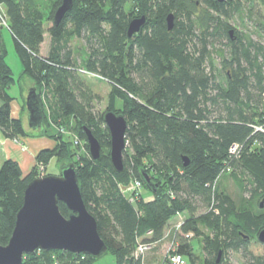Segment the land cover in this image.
<instances>
[{"label": "trees", "instance_id": "trees-1", "mask_svg": "<svg viewBox=\"0 0 264 264\" xmlns=\"http://www.w3.org/2000/svg\"><path fill=\"white\" fill-rule=\"evenodd\" d=\"M60 3L0 0V28L5 21L23 75L38 92L49 87L55 98L48 106L50 118L41 100L46 128L37 133L54 138L56 146L40 151L36 160L45 165L52 157L59 164L75 162L84 202L96 217L115 264H144L143 256L135 255L138 242L161 239L169 220L183 211L189 217L176 235L177 252L188 255L193 264L199 256L189 233L199 238L205 256L202 264H228L230 250L241 253V264H264V254L249 248L264 228L261 201L254 205L255 199H264V129H258L264 128V64L259 61L264 58V44L230 21L237 15L246 24L256 5L264 7V0H74L63 21L49 27L54 50L43 57L45 23L53 22ZM170 13L175 22L171 30ZM142 15L145 24L130 38V21ZM257 28L264 36L263 20ZM76 37L86 40V58L80 62L68 45ZM219 43L227 49L217 50ZM211 52L218 53L225 70L221 83L213 73ZM5 57L0 30V129L4 137L14 139L27 135V130L22 118L12 117L14 97L8 90L15 78ZM80 69L112 84L108 110L127 119L122 173L111 165V135L104 112H93L95 95ZM68 116L86 140L83 127L92 129L102 146L100 159L80 157L72 139L59 131L48 132L52 123L59 125ZM236 142L242 145L238 157L229 152ZM184 157L189 159L187 166ZM228 166L235 184L251 195L239 203L215 185ZM130 173L146 188L144 174L152 178V200L138 199L135 205L120 192L117 182L129 181ZM37 177L35 167L23 176L16 159L0 163L1 244H8L24 190ZM58 203L68 216L65 203ZM96 259L52 249L27 255L22 264H95Z\"/></svg>", "mask_w": 264, "mask_h": 264}, {"label": "water", "instance_id": "water-1", "mask_svg": "<svg viewBox=\"0 0 264 264\" xmlns=\"http://www.w3.org/2000/svg\"><path fill=\"white\" fill-rule=\"evenodd\" d=\"M73 2L74 0H61L53 13V24L59 25L63 21L65 14L73 8ZM145 20V15L132 19L127 35L131 38L133 34L139 32ZM167 22L171 30L175 23L174 13L167 16ZM27 95L28 126L34 131L42 132L46 128L41 105L42 94L34 84ZM104 124L111 135L109 153L111 165L117 172L122 173L126 170L124 152L128 146L127 119L124 114L108 110L104 112ZM83 130L87 136L91 158L100 159L102 146L99 139L88 126L85 125ZM188 164L189 159L184 157L183 165ZM59 166V174L38 176L28 182L10 240L6 245L0 243V264H22L25 256L41 250H67L72 253L89 254L94 258L107 253L109 245L99 234L96 217L89 212L84 202L75 162L60 163ZM143 178L147 186L154 189L152 178L147 174H144ZM58 202L65 203L69 211L68 216L62 214ZM260 206L264 207L263 202ZM257 239L264 243V228L258 233ZM220 256L221 251L219 258Z\"/></svg>", "mask_w": 264, "mask_h": 264}, {"label": "rangeland", "instance_id": "rangeland-1", "mask_svg": "<svg viewBox=\"0 0 264 264\" xmlns=\"http://www.w3.org/2000/svg\"><path fill=\"white\" fill-rule=\"evenodd\" d=\"M44 3L47 4V2H49V0H42ZM45 6V10H46ZM253 18L251 20H247L246 24H244L243 22H241V19H239V16L235 15L234 18L230 19L231 23L237 27L238 29H242L244 30L247 34H250L251 38H253V40L260 42L262 45L264 44V36L263 33L257 28V23H259V21L261 22L262 20L264 21V7L260 6V5H256L253 9ZM3 27L0 28L1 33H2V41H3V49L5 52V60L6 62L9 63V66L12 68V71L14 73V78L15 81L12 83V86L9 88V93L10 95H12L14 97V99H16V101L23 103L22 104V110H24V107L26 106V99H27V94L30 90V88L34 85V83H32L31 79L25 75H23L22 71H23V64L20 61V57L18 52L15 50V43L11 34V31L9 29H7L6 26V22L3 21V23L1 24ZM53 25L52 21H48L45 23V28H46V32H45V41L43 42V45L41 46V55L44 56H49L52 51L54 50V44H53V39L51 38V35L49 33V27ZM225 42V40H224ZM71 49L74 50V56L75 59H79V62L82 60H85L86 58V40L80 37H76L73 38L69 41V44ZM218 48H226V45L224 43H219ZM211 54H213V58H214V63L216 64V69L214 70V74L218 75L217 81L219 83H221L224 80L225 77V70L221 69V64L220 63V57H218V53L216 52H211ZM260 62H262L264 64V58L259 59ZM80 73L83 76V80L86 82V84L88 85V87L90 88L91 92L94 93L95 97L92 100V110L93 112L101 115L103 114V112L108 111V105H109V96L111 94V89H112V84L104 79L103 77H101V75H97L91 72H85L84 70L80 69ZM210 71V68H207V72ZM45 88L43 89H39L40 94H42V101H43V105H44V113L46 116H48L49 113V109L48 106L49 104H54L55 103V98L54 95L51 91V89L49 87L44 86ZM45 97H47L45 99ZM46 100V102H45ZM117 106L121 107L122 106V101L118 100L117 101ZM23 113H25L23 111ZM23 124H24V128H26L27 130V135H29V137L32 136H36V135H42L45 138H49L52 141H54V138L42 133V134H38L37 131H34L31 129V127H29V123H28V118L27 115L26 117L23 116ZM49 117V116H48ZM20 118V117H19ZM50 118V117H49ZM62 121H60L59 125L52 123L49 127H51V130H48V132L52 133H56L57 131H59L61 134L68 136L70 139L73 140V142L75 140H78L79 143L75 144V147L77 148V154L81 157V155H90V151H89V147L88 142L86 140V138L84 136H82L79 133V129L78 126L76 125L75 119L72 116H68V118H63L60 119ZM61 124V125H60ZM56 131V132H55ZM2 133V132H1ZM3 136V135H2ZM7 138V137H6ZM2 140V139H1ZM15 140V143H17L18 148L21 147L22 150H26L28 149L27 147L29 146L26 142L24 143L22 140L19 139V136H17L16 138L12 139ZM5 141V140H4ZM128 144V142H127ZM56 146V145H55ZM54 146V147H55ZM53 147V148H54ZM18 148L13 151L12 149H9L7 147L6 149V145L5 143L0 146V163L2 161V158L5 156L4 154H6L7 151L11 150L13 153L12 155H14L17 159L19 158V155L21 154L20 150H18ZM51 149V148H48ZM47 150V149H44ZM42 151V150H41ZM38 155V153H37ZM37 156L35 157V165L32 166L29 170L23 171V169L21 168V172H23V176H27V174L30 173V171L35 167L37 168L38 171V176H46L49 174H59L60 173V166H59V161L58 159H56V157H52L50 159V162L48 163V165H45L42 161H38L36 160ZM7 159V158H6ZM20 163V162H19ZM41 166H44L43 168H41ZM20 167L21 164H20ZM230 171H228V169H226L222 175L216 180L215 185L218 186V188H220L221 190L227 192L230 196H232L235 200L236 203H239L241 201V199L243 197H250V193L248 192H242L241 188L239 187V185L235 184V182L233 181L232 177H230L229 174ZM130 180L127 181L126 183L124 182H117L118 185V189L120 190V192H122L126 198H129L130 195V186L132 184V182L136 179L135 176H133V173H130ZM141 195L138 199H143L145 201H149L152 200V198L154 197L153 191L151 188H146V187H141ZM261 201L263 202L264 205V199H262L261 197L259 198V200H254V205L257 207L258 202ZM135 205H137L138 200L133 202ZM262 210H264V207H261ZM199 214H204V210H200L198 212ZM189 217V213L187 211H183V213H179L176 216L172 217V219L169 220L168 224L166 225V227H164L163 229V234L161 239H155L156 241H158L157 246H155L153 249H151V251L146 252L144 255V264H161V262L163 263L164 257L167 256V253L170 252V247L172 244V240H173V235H174V231L172 228L170 233H168L167 231L172 227V225H177L180 222H183L185 218ZM203 227V226H202ZM205 231L209 232L206 228H203ZM150 238L152 237L151 233H150ZM191 240L192 242L196 245L195 246V251L197 255L199 256L198 261L196 262V264H202V260L205 257L204 256V252H202V248L201 245L199 243V238H195L193 235H191ZM144 240V238H143ZM178 240V239H177ZM251 250L254 251L255 254L261 255L264 254V243L258 241V240H253L250 242V247ZM136 252V251H135ZM184 258L187 262V264H193L191 262V259L188 255H184ZM115 256L112 254L111 251H108L106 254L100 256L99 258L96 259L95 264H115ZM155 262V263H154ZM225 262H227L228 264H241L242 261V255L239 252L236 251H228V253L226 254V258H225Z\"/></svg>", "mask_w": 264, "mask_h": 264}, {"label": "crops", "instance_id": "crops-1", "mask_svg": "<svg viewBox=\"0 0 264 264\" xmlns=\"http://www.w3.org/2000/svg\"><path fill=\"white\" fill-rule=\"evenodd\" d=\"M0 103H1V101H0ZM22 104L23 103L16 101V99H14L12 101V103H11L12 117H16V118L20 117V118H22V120L24 119L23 116L26 117V113H23V110H22V107H23ZM1 132L2 131L0 129V146L2 145V143L3 144L5 143L6 149L8 147L9 149H12L13 151H15L18 148V145H17V143H15V140H12L10 138H6V137L2 136ZM19 139L22 140L24 143L26 142L29 145L27 147L28 149L22 150L21 147L18 148V150H20V152H21L18 159L14 155H12L13 152L11 150L7 151L6 154H4L5 156L2 158L1 163L6 158L16 159L17 161L20 162V164L22 166L21 168L25 172H26V170H29L32 166L35 165L34 159L37 156V153H39L41 150H44V149L53 148L56 145L55 140L52 141L51 139L45 138L42 135H36V136H32V137H29V135L19 136Z\"/></svg>", "mask_w": 264, "mask_h": 264}, {"label": "built area", "instance_id": "built-area-1", "mask_svg": "<svg viewBox=\"0 0 264 264\" xmlns=\"http://www.w3.org/2000/svg\"><path fill=\"white\" fill-rule=\"evenodd\" d=\"M263 95H264V93H263ZM258 129H264V128L258 127ZM74 142H75V144L79 143L78 140H75ZM241 148H242V145L240 143L236 142L235 144H233L230 147L229 152L231 153L232 156L238 157V156H240ZM43 167L44 166H41V168H43ZM226 169L230 170V167L228 166ZM142 185H143V183L139 178L135 179L132 182V184L130 186L131 191H130V195H129V200H131L132 202L138 200V198L141 195L140 191H141ZM183 222H180L177 225L173 224L172 227L167 231L168 233H170L171 229L174 228L173 229L174 235H173V240H172V244L170 247V252L167 253V256L164 257L163 263L161 262V264H187V262L184 258V255L177 252L178 242H176V235L178 232H181V227H182ZM191 235H193V234L192 233L188 234V236H191ZM157 244H158V241L145 242V241L140 240V242H138V246H137L135 255L136 256L142 255L144 258L145 257L144 254L148 251H151V249H153L155 246H157Z\"/></svg>", "mask_w": 264, "mask_h": 264}]
</instances>
